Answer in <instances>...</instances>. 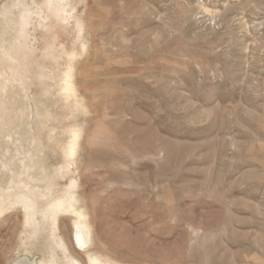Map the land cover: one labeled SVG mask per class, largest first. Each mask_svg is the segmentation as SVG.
Masks as SVG:
<instances>
[{
  "label": "rangeland",
  "instance_id": "374dc122",
  "mask_svg": "<svg viewBox=\"0 0 264 264\" xmlns=\"http://www.w3.org/2000/svg\"><path fill=\"white\" fill-rule=\"evenodd\" d=\"M263 239L264 0H0V264H264Z\"/></svg>",
  "mask_w": 264,
  "mask_h": 264
},
{
  "label": "bare ground",
  "instance_id": "6f19581e",
  "mask_svg": "<svg viewBox=\"0 0 264 264\" xmlns=\"http://www.w3.org/2000/svg\"><path fill=\"white\" fill-rule=\"evenodd\" d=\"M71 186H72V184H70ZM76 185V184H75ZM71 186H69L70 188H71ZM217 186V185H216ZM72 188H74V186L72 187ZM69 189V188H68ZM75 189H76V187H75ZM75 189H73V190H75ZM70 190V189H69ZM72 191V190H71ZM68 192V191H67ZM222 192V191H221ZM220 192V193H221ZM69 194H70V196H71V192H68ZM73 193V192H72ZM223 193V192H222ZM222 193H221V195H222ZM224 194V193H223ZM220 195V196H221ZM223 196V195H222ZM215 197V196H214ZM70 199V198H69ZM72 199V198H71ZM224 200V199H223ZM25 201V200H24ZM30 202V201H29ZM27 203V204H26ZM32 202H30V204H31ZM58 203V202H57ZM56 202H55V205H52V207L54 206L55 208H56V204H57ZM59 203H60V201H59ZM61 203H63L62 201H61ZM73 203V202H72ZM218 203H220V202H218ZM223 203V202H222ZM27 206H26V205ZM30 204L28 205V200H26V202L23 204V206L25 205L26 206V210H27V207H29L30 206ZM54 204V203H53ZM59 205V206H58ZM57 206L59 207V208H57V209H59V211H57V212H55V214L56 213H58V212H60L61 213V211L63 212L64 211V209L65 208H67L68 210H69V208H68V206L69 205H71L70 203L68 204V206L66 207L65 205H63V204H61V205H63V207L64 208H61L60 209V204H58ZM34 205H32L31 204V207H29L31 210L32 209H34V207H33ZM33 207V208H32ZM70 207V206H69ZM24 209V211H25V208H23ZM30 209L29 210H27V211H25V213L27 214V212H28V214L27 215H31V219L33 218L32 216H33V214L35 213V209H34V213L32 214H30ZM70 209H72V207H70ZM56 210V209H55ZM249 210V209H248ZM54 211V210H53ZM250 211H252V209L250 210ZM31 212H33V211H31ZM253 212V211H252ZM36 214V213H35ZM54 215V214H53ZM54 216H56V215H54ZM53 216V222L55 221V217ZM31 219H29L28 221H30ZM32 220H34V219H32ZM224 223H225V221H224ZM245 224V223H244ZM249 224V223H248ZM251 225V224H250ZM218 232V231H217ZM124 233H126V232H124ZM260 234H262V233H260ZM89 235V231H88V229H87V226H86V224H83V226L81 227L79 224L77 225V227H76V231L74 232V236H73V238H74V242L77 244V245H79L80 247L81 246H83V245H85V243H86V239H87V236ZM149 236V235H148ZM125 238V240H126V242H127V244L129 245V246H133V245H138V244H140V245H142L144 248H145V253H144V256L149 260L150 259V251H151V249L154 247V242L153 241H146L144 238H142V237H128L127 235L124 237ZM149 237H147V239H148ZM263 238V237H262ZM149 239H151V238H149ZM184 239V238H183ZM241 239H243V238H241ZM240 240V239H239ZM244 240V239H243ZM264 240V239H263ZM262 240V241H263ZM245 241H248V239L246 240L245 239ZM249 242H250V240H249ZM260 242V241H259ZM166 244V243H165ZM200 245V244H199ZM257 245V244H256ZM258 245H259V243H258ZM260 245H261V243H260ZM248 246V245H247ZM254 246V245H253ZM255 247V246H254ZM262 248L264 247V245L263 246H261ZM260 247H258V249H259ZM192 250H193V248H191ZM255 249H256V247H255ZM72 250V249H71ZM195 250H197V249H195ZM249 251H250V249H248ZM262 250H264V249H262ZM256 251V250H255ZM72 252H74L73 250H72ZM195 253H196V251H195ZM199 256V255H198ZM138 257H140V256H138ZM191 257H193L192 255H191ZM91 257H89L88 259L91 261V264H104V263H101L98 259H96V258H93V259H90ZM133 258V257H132ZM207 258V257H206ZM152 259V258H151ZM53 260V259H52ZM153 260V259H152ZM211 260V259H210ZM54 261V260H53ZM71 260H69V263L71 264V262H70ZM204 261V260H203ZM206 262V261H205ZM216 262V261H215ZM68 263V264H69ZM72 263H75V264H80V263H76V262H72ZM208 263V262H207ZM13 264H56L55 262H46L45 263V261L43 262V261H40L39 263L38 262H36V261H30L28 258H23V260H19V261H16V262H14Z\"/></svg>",
  "mask_w": 264,
  "mask_h": 264
}]
</instances>
